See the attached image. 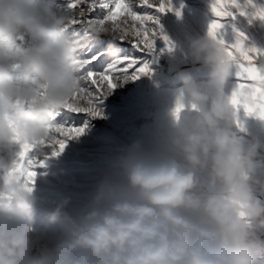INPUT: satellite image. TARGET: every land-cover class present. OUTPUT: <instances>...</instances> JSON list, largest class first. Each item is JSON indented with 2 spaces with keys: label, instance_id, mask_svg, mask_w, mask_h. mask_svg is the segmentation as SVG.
Masks as SVG:
<instances>
[{
  "label": "clouds",
  "instance_id": "obj_1",
  "mask_svg": "<svg viewBox=\"0 0 264 264\" xmlns=\"http://www.w3.org/2000/svg\"><path fill=\"white\" fill-rule=\"evenodd\" d=\"M72 19L54 0H0V264L264 261V198L256 195L264 193L256 179L260 145L245 147L233 131L239 111L226 87L234 64L208 31L189 42L187 53L206 70V82L187 71L174 74L166 146L134 141L121 161L123 187L117 191L105 180L77 215L66 211L69 198L60 200L48 222L61 234L33 253L34 189L26 191L8 173L24 143L45 155L49 147L41 142L55 134L57 115L78 103L80 50L108 34L81 25L87 37L74 36ZM105 51L116 58L120 50L113 40Z\"/></svg>",
  "mask_w": 264,
  "mask_h": 264
},
{
  "label": "rangeland",
  "instance_id": "obj_2",
  "mask_svg": "<svg viewBox=\"0 0 264 264\" xmlns=\"http://www.w3.org/2000/svg\"><path fill=\"white\" fill-rule=\"evenodd\" d=\"M171 2L174 11L156 14L163 34L170 43L166 44L158 38L156 47L164 57H169L172 74L182 69H192V72L198 75L194 79L198 83H204L207 80L206 70L193 65L187 53L189 42L206 35L209 23L215 19L211 12L212 0H171ZM254 3L264 7V0H254ZM54 5L59 11L70 12L67 7L68 0H54ZM175 10H179L180 14L177 15ZM221 23L223 27L218 32V38H222L227 44L235 43L237 33H243L246 37L244 40L246 48L254 47L264 51V21L254 19L249 22L247 16L237 14L235 18L227 17ZM106 39L108 38L104 40ZM115 43L120 50L119 55L132 53L140 56L141 54L134 51L128 43L119 41ZM91 45L93 53L89 55L100 50L99 43L94 44L92 41ZM111 59L109 56L102 58L104 63H96L93 70L102 71ZM147 59L149 63L152 62L149 67L151 75L121 82L100 105L103 110L102 117H98V121L86 118L84 134L67 140L66 147L58 156L51 155L50 147L45 150L44 156L31 154L44 163L43 167L35 169L37 175L32 185L35 197L33 253L38 252L41 244L50 243L61 234L58 225L48 222V214L60 200L69 198L70 204L66 211L70 215H77L86 209L105 180L109 181L117 191L123 187L121 161L134 141H139L149 149L166 146V138L172 133L168 121V109L172 105L174 89L173 85L160 80L159 69L155 66L156 59L153 56ZM262 62L264 56L257 59L258 66ZM234 71L235 69L226 87L228 93H231L236 84ZM178 87L177 85V90ZM238 118L241 126H233V131L245 147L251 143L260 145L256 157L260 161L256 179L264 182V120L245 114L243 109L239 110ZM57 121L64 122L63 112L57 115ZM70 123L77 127L85 126L84 119L73 120ZM204 190L202 184L197 189V194ZM256 195L264 198V193L259 191ZM260 264H264V261Z\"/></svg>",
  "mask_w": 264,
  "mask_h": 264
},
{
  "label": "snow or ice",
  "instance_id": "obj_3",
  "mask_svg": "<svg viewBox=\"0 0 264 264\" xmlns=\"http://www.w3.org/2000/svg\"><path fill=\"white\" fill-rule=\"evenodd\" d=\"M67 7L73 17L69 30L74 36L87 37L86 32H81V25H96L102 32L108 33L102 35L108 39L99 41L100 50L94 54L89 55L93 53L91 43L80 50L83 84L76 95L78 103L65 106L64 122L55 128L50 141L41 142L52 149V156H58L63 151L69 138L84 134L86 118L102 117L100 105L121 82L150 74L147 57L155 56L157 39L170 43L163 34L156 14L174 11L171 0H68ZM81 10L83 14H78ZM175 11L177 15L180 14L179 10ZM211 12L215 19L208 25V34L225 44L228 57L234 64L236 84L231 92V102L238 111L243 109L247 115L255 114L264 119V62L259 66L257 64V59L264 56V51L254 47L246 48L243 33H237L233 44L218 38V32L223 27L222 20L235 18L238 14L247 16L249 22L254 19L264 21V7L257 6L254 0H212ZM106 25L110 27L106 28ZM113 40L130 44L141 55H119L112 58L102 71L93 70L96 63H104L102 58L108 56L105 48ZM77 119H84L85 126L77 127L70 123ZM237 123L240 125L239 120ZM35 147L34 144H22L19 159L8 173L22 181L25 190L29 192L32 191L37 175L35 169L44 166L42 161L31 155Z\"/></svg>",
  "mask_w": 264,
  "mask_h": 264
},
{
  "label": "bare ground",
  "instance_id": "obj_4",
  "mask_svg": "<svg viewBox=\"0 0 264 264\" xmlns=\"http://www.w3.org/2000/svg\"><path fill=\"white\" fill-rule=\"evenodd\" d=\"M106 37H101L100 40H104ZM94 41L95 43H99V41ZM162 52L158 50V48L156 47V54L155 56H153L156 59V64L155 66L159 69V78L162 81H166L169 85H173L172 81H173V77L174 74L171 73L170 69V59L169 57H164V55L161 54ZM141 55V54H140ZM152 64V62L149 63V67ZM182 71H187L189 74H191L193 77H197L198 75H195L192 71V69H182ZM156 72V71H155ZM151 73V71H150ZM151 75V74H150ZM156 75V74H155ZM203 76V75H202ZM147 77V76H146ZM157 77V76H156ZM145 78V77H144ZM146 79V78H145ZM159 81V80H158ZM94 121H98L99 118H92ZM145 144H146V140H145Z\"/></svg>",
  "mask_w": 264,
  "mask_h": 264
}]
</instances>
